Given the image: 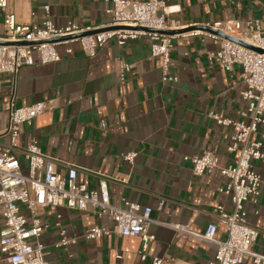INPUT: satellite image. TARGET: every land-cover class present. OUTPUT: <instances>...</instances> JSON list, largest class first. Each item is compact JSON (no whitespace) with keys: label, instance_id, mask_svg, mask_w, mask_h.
<instances>
[{"label":"crops","instance_id":"obj_1","mask_svg":"<svg viewBox=\"0 0 264 264\" xmlns=\"http://www.w3.org/2000/svg\"><path fill=\"white\" fill-rule=\"evenodd\" d=\"M7 1L8 7L0 8V36L6 31L5 12L14 13L19 23L41 24L45 4H50L57 26L73 22L102 30L110 21L105 0ZM168 4L180 9L168 15L179 21L177 30L206 31L204 26L219 21L258 20L264 35V0H168ZM255 29L253 24L251 30ZM57 49L61 60L56 63L23 66L16 75L0 74V143L9 144L6 108L13 96L19 106L47 102L50 109L32 125H22L18 146L37 141L44 154L57 160L59 173L77 167V182L89 189H97L105 178L112 204L130 200L152 207L149 231L154 239L142 261L140 237L111 233L87 240L83 237L87 229L94 225L113 229V222L89 211L50 205L41 210L42 221L50 224L39 238L46 246V259L50 264H114L116 254H121L120 264H151L153 257H160L162 264H211L217 245L199 235L218 221V205L233 209L231 198L220 191L228 183L221 167L233 164L239 152L228 150L233 127L218 124L208 114L244 119L241 112L247 103L242 91L247 86L242 68L236 65L228 71L210 64L208 52L218 46L201 35L174 38L169 74L179 78L177 83L162 79L163 61L151 56L149 36L123 45L112 39L94 57L87 56L79 42L60 43ZM124 64L131 70L122 79ZM252 138L264 142V125ZM206 150L219 159L218 166L196 175L184 157ZM127 152L138 153L133 162L124 159ZM17 154L25 170L27 162L21 152ZM254 166L264 179V163L256 161ZM246 208L249 222L264 230V195L257 204L247 202ZM22 210L31 218L25 206ZM58 214L75 243L56 246L61 239ZM174 224L189 226L193 234L175 230ZM226 236L225 226H220L217 238ZM253 250L264 254V238ZM0 264H10L1 250ZM244 264H252L251 258Z\"/></svg>","mask_w":264,"mask_h":264},{"label":"built area","instance_id":"obj_2","mask_svg":"<svg viewBox=\"0 0 264 264\" xmlns=\"http://www.w3.org/2000/svg\"><path fill=\"white\" fill-rule=\"evenodd\" d=\"M105 1L108 3L106 12L110 21L101 27L102 30L80 27L73 22L57 26L51 19L50 4L44 6L46 18L41 24L19 23L14 13L5 12L6 31L0 36V42H3L0 43V74L9 72L16 75L23 66L60 61L61 55L57 49L60 43L79 42L85 54L94 57L98 49L112 39L123 45L127 40L149 36L151 56L161 57L163 61L162 79L177 83L179 78L169 74L174 38L183 34L211 38L218 49L208 52L210 64L221 65L228 71L236 65L242 68V79L247 86L242 91V98L247 103V109L241 112L243 120L224 118L215 111L208 114L218 124L233 127L232 144L228 150L238 151L239 156L233 164L221 167V174L228 178V183L220 191L231 198L233 209L227 211L223 205H218V221L210 223L199 237L217 245L211 264H244L248 258H251L252 264H264V254L253 250L255 242L264 238V230L249 222L246 208L247 202L257 204L259 197L264 195V179L254 166L256 161L264 163V142L252 138L264 125V52L212 31L192 29L179 34L163 32L181 27L179 21L168 19V15L180 10L175 5H169L168 0ZM7 7L8 1L0 0V8ZM253 24L256 25L255 30H251ZM208 26L264 50V35L258 20H224ZM139 27L143 29H134ZM66 36L75 37L54 40ZM68 52H72V49L69 48ZM130 70L129 64L122 66V79ZM50 107L45 101L19 106L13 96L6 108L8 126L5 135L9 138V144L0 143L1 252L10 264H50L45 257L46 246L39 241L42 233L50 227L49 223L42 221L41 210L50 205H65L69 209L89 211L94 216L106 217L113 222V229L99 225L87 229L83 234L87 240L111 233L140 237V258L145 261L154 239L149 231L153 222L152 207L130 200H124L123 205L112 204L105 178L100 179L97 189H89L86 184L77 182V167L70 166L67 174L59 173L57 160L44 154L37 141L22 148L18 146L22 125H32ZM245 118H249V121L246 122ZM18 152L27 162L25 170ZM137 154L127 152L123 157L133 162ZM184 159L190 161L196 175L212 172L219 161L208 150L200 155H186ZM22 206L28 209L31 218L26 216ZM61 219L62 215L58 214L56 226L60 228L61 239L57 247L76 242V238L67 235ZM220 226H225L227 230L226 239L217 238ZM172 227L179 232L193 234L187 225L174 224ZM33 240L37 243H33ZM121 258V254H116L114 264H120ZM162 262L160 257H153L151 264Z\"/></svg>","mask_w":264,"mask_h":264},{"label":"water","instance_id":"obj_3","mask_svg":"<svg viewBox=\"0 0 264 264\" xmlns=\"http://www.w3.org/2000/svg\"><path fill=\"white\" fill-rule=\"evenodd\" d=\"M134 29H140V30H141V29H143V28H140V27H139V28H134ZM192 29H194V28H187V29H181V30H165V31H163V32H165V33H169V34H179V33L187 32V31L192 30ZM204 29H205L206 31H212V32H214V33H216V34H218V35H220V36H222V37L229 38V39H232V40H234V41H237V42H240V43H242V44H245V45H247V46H249V47H251V48H253V49H255V50H258V51H262V52H264V50H262V49H260V48H257V47H255V46L249 44V43H246V42L240 41V40H238V39H236V38H234V37H232V36H230V35H227V34L221 32V31H218V30H216V29H214V28H212V27L204 26ZM72 37H75V36H66V37L57 38V39H54V40H62V39H67V38H72ZM0 43H3V42H0ZM4 43H5V42H4Z\"/></svg>","mask_w":264,"mask_h":264}]
</instances>
